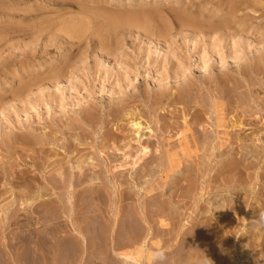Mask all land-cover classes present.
I'll list each match as a JSON object with an SVG mask.
<instances>
[{"label":"rangeland","instance_id":"obj_1","mask_svg":"<svg viewBox=\"0 0 264 264\" xmlns=\"http://www.w3.org/2000/svg\"><path fill=\"white\" fill-rule=\"evenodd\" d=\"M66 23L83 36L57 35ZM263 51L264 0H0V224L29 225L0 227V264H154L158 250L163 264H264V228L253 223L264 209L252 212L264 186ZM242 84L250 93L229 88ZM207 97L229 102L224 125H210ZM184 118L199 125L186 131ZM230 136L232 150L212 148Z\"/></svg>","mask_w":264,"mask_h":264},{"label":"bare ground","instance_id":"obj_2","mask_svg":"<svg viewBox=\"0 0 264 264\" xmlns=\"http://www.w3.org/2000/svg\"><path fill=\"white\" fill-rule=\"evenodd\" d=\"M92 12H94V11H91V13H92ZM85 13H86V12H85ZM88 13H89V12H88ZM95 13H96V12H95ZM98 13H99V12H98ZM98 13H97V14H98ZM101 14H102V13H101ZM104 14H106V13H104ZM82 15H83V14H82ZM106 15H107V14H106ZM106 15H105V16H106ZM91 16H92V15H91ZM93 16H94V15H93ZM95 16H96V15H95ZM101 16H102V15H101ZM97 17H98V16H97ZM106 17H107V16H106ZM132 17H133V16H132ZM135 17H136V16H135ZM99 18H100V17H99ZM108 18H110V17H108ZM114 18H115V17H114ZM123 18H125V17H123ZM126 18H127V17H126ZM71 19H72V20H71ZM71 19H70V21H73V18H71ZM74 19H77V18H74ZM86 19H87V18H86ZM96 19H97V18H96ZM52 20H53V19H52ZM61 20H62V19H61ZM80 20H81V18L79 19V21H80ZM89 20H90V19H89ZM93 20H94V19H93ZM127 20H128V19H127ZM49 21H51V20H49ZM63 21H64V19H63ZM68 21H69V20H68ZM75 21H76V20H75ZM86 21L88 22V20H86ZM98 21L100 22V20H98ZM117 21H118V20H117ZM121 21H122V19H121ZM132 21H133V20H132ZM44 22H46V21H44ZM66 22H67V21H66ZM87 22H86V23H87ZM115 22H116V21H115ZM122 22L124 23V21H122ZM126 22H127V21L125 20V23H126ZM137 22H139V21L137 20ZM164 22H165V21H164ZM187 22H189V21H187ZM195 22H196V21H195ZM51 23H53V21H52ZM93 23H94V22H92V25H93ZM112 23L114 24V22H112ZM123 23H122V24H123ZM39 24H40V23H38V25H39ZM41 24H42V23H41ZM54 24H55V23H54ZM56 24H57V23H56ZM63 24L65 25L64 22H63ZM63 24H62V25H63ZM90 24H91V23H90ZM120 24H121V23H120ZM122 24H121L120 26H122ZM127 24H128V23H127ZM185 24H186V23H185ZM47 25H48V24H47ZM57 25H59V24H57ZM66 25H67V23H66ZM79 25H80V24H77V23H74V24L71 23V24L67 25L66 27L63 26L62 29L59 28V26H58V28H59L60 30H59L58 28H56V29L58 30V32H56V33H58L57 35H59L60 37H61V35L63 36V34H64V35H65L64 37H66V38L69 39V40H70V39H76V38H78V37L83 33V32H81L82 27H80ZM83 25H84V24H83ZM92 25L89 26V27L91 28ZM106 25H107V24H106ZM111 25H112V24H111ZM40 26H42V25H40ZM44 26H46V25L44 24ZM100 26H101V24H100ZM129 26H130V25H129ZM42 27H43V26H42ZM47 27H48V26H47ZM52 27H53V26H52ZM54 27H55V26H54ZM85 27H86V26H85ZM93 27H94V25H93ZM95 27H96V25H95ZM95 27H94V29H95ZM114 27H115V26H114ZM118 27H119V24H118ZM39 28H40V27H39ZM99 28H100V27H99ZM46 29H47V28H46ZM51 29H53V28H51ZM85 29H87V28H85ZM92 29H93V28H92ZM104 29H105V27H104ZM107 29H108V28H107ZM113 29H114V28H113ZM198 29H199V28H198ZM87 30H88V29H87ZM95 30H96V29H95ZM97 30H98V29H97ZM97 30H96V31H97ZM52 31H53V30H51V32H52ZM55 31H56V30H55ZM84 31H85V30H84ZM90 31H91V30H90ZM106 31H108V30H106ZM87 32H88V31H87ZM91 32H92V31H91ZM93 32H94V31H93ZM93 32H92V33H93ZM111 32H112V31H111ZM113 32H114V31H113ZM39 33H40V32H39ZM54 33H55V32H54ZM92 33H91V34H92ZM98 33H99V32H98ZM87 34H88V33H87ZM50 35H51V33H50ZM88 35H89V34H88ZM92 35H93V34H92ZM81 36H83V35H81ZM81 36H80V37H81ZM93 36H94V35H93ZM98 36H99V34H98ZM64 37H62V39H63ZM93 38H94V37H93ZM67 39H66V40H67ZM78 39H79V38H78ZM80 39H81V38H80ZM97 39H99V38H97ZM102 40H103V39H102ZM236 40H237V39H236ZM112 41H113V40H112ZM99 42H100V41H99ZM101 45H102V44H101ZM231 47H232V46H231ZM261 48H262V47H261ZM244 49H245V48H244ZM247 50H248V49H247ZM238 51H239V50H238ZM259 51H260V50H259ZM261 51H262V50H261ZM263 52H264V51H263ZM263 52H260V53H263ZM244 54L246 55V53H244ZM258 54H259V53H258ZM263 54H264V53H263ZM241 55H243V54H241ZM239 56H240V55H239ZM259 56L261 57L262 55L259 54ZM243 57H244V55H243ZM245 57H246V56H245ZM257 58H258V57H257ZM250 59L253 60L251 57H250ZM263 59H264V57H263ZM63 60H64V59H63ZM251 60H250V61H251ZM258 60L260 61V58H259ZM248 61H249V60H248ZM248 61H247V62H248ZM250 61H249V62H250ZM259 61H258V62H259ZM73 62H74V61H73ZM247 62H246V63H247ZM262 62H263V61H262ZM246 63H244V64L246 65ZM252 63H253V62H252ZM236 64H237V62H236ZM236 64H235V65H236ZM244 64H242L241 67H242ZM249 64H250V63H249ZM255 64H256V63H255ZM238 65L240 66V64H238ZM247 65H248V63H247ZM247 65H246V67H247ZM44 66H45V65H44ZM44 66H43V67H44ZM64 66H65V65H64ZM227 66H228V65H227ZM239 66H237L238 68H236V67H234V68H235V69H238L237 72H238L239 74H241V70H243V68H241V67H239ZM43 67H41V68H43ZM232 67H233V66H232ZM232 67H231V68H232ZM262 67H263V66H262ZM37 68H38V67H37ZM209 68H210V67H209ZM223 68H224V66H223ZM231 68H229L230 71H231ZM250 68H251V66H250ZM210 69H213V68H210ZM210 69H206V70L209 71L210 74H213V72L211 73ZM214 69H215V68H214ZM227 69H228V68H227ZM229 69H228V70H229ZM244 69H246V68H244ZM37 70H38V69H37ZM61 70H62V69H61ZM63 70H64V69H63ZM172 70H173V69H172ZM206 70H205V71H206ZM216 70H218V69H216ZM224 70H225V69H224ZM232 70L234 71V69H232ZM235 71H236V70H235ZM179 72H180V71H179ZM179 72H178V73H174V74H175V75L178 74L176 77H179V76H180L179 78H181V76H182L181 74H182V73L180 72V73H181V74H180ZM227 72H228V71H227ZM227 72H226V73H225V71H224V72H223V71H222V72L220 71V72H217V73L215 72L216 74H215L214 77H216L217 79L219 78V79H218V82H219L220 78H221V80H222V79H225L224 77H225V75H227ZM237 72H236V73H237ZM251 72H253V71H251ZM184 73H185V72H184ZM187 73H188V71H187ZM197 73H198L197 76H199V75L202 74V73L204 74V71H202V73L200 72V74H199V72H197ZM205 73H206V72H205ZM236 73H235V74H236ZM253 73H254V72H253ZM261 73H262V72H261ZM57 74H59V73H57ZM57 74L54 75V76H55L54 78H52L53 76L51 75V76H52V77H51V80H52L53 82H54L58 77L61 76V75L58 76ZM190 74L192 75V73H190ZM193 74H194V73H193ZM232 74L234 75V73H232V71H231V75H232ZM205 75H207V74H205ZM205 75L200 76V78L202 77L201 79H203V77H206ZM228 75H229V74H228ZM228 75H227V76H228ZM170 76H171V75H170ZM170 76H169V78H170ZM209 76H210V75H209ZM234 76H235V75H234ZM242 76H244V74H243ZM242 76H241V79L243 78ZM257 76H258V75H257ZM192 77H193V76H192ZM212 77H213V76H212ZM214 77H213L212 80L215 79ZM222 77H223V78H222ZM229 77H230V76H229ZM229 77H228V79H229ZM239 77H240V76H239ZM239 77H237V79H238ZM258 77H259V76H258ZM263 77H264V76H263V74H262V79H264ZM182 78H183V79H182ZM182 78H181L182 80L179 79V81H178V79H175V77H174V80H177V81H178V84H179V85L177 84V86L179 87V86H183V85H185V84H186V86H188V85L190 84V83H189V82H190L189 78H191L190 75L188 76V78H187V77H186V78L182 77ZM197 78H198V77H197ZM206 78H208V77H206ZM206 78H205V79H206ZM255 78H256V77H255ZM259 78L261 79V77H259ZM58 79H59V78H58ZM195 79H196V77H195ZM195 79H194V80H195ZM201 79H200V80L198 79V81H199L200 83H202V82H201ZM205 79H203V80H204L205 83H206V80H205ZM217 79H216V80H217ZM260 79H259V80H260ZM34 80H35V79H34ZM34 80H33V82H34ZM39 80H40V79H39ZM162 80H163V79H162ZM191 80H192V79H191ZM203 80H202V81H203ZM208 80H209V79H207V81H208ZM221 80H220V82H222ZM230 80H231V79H230ZM42 81H43V80H42ZM204 81H203V82H204ZM209 81L211 82V80H209ZM209 81H208L207 83L210 84V86H211V83H212L213 81H212L211 83H210ZM214 81H215V80H214ZM232 81H234V80H232ZM243 81H244V78H243ZM261 81H262V80H261ZM163 82H164V80H163ZM165 82H167V81H165ZM196 82H197V81H196ZM216 82H217V81H216ZM220 82H219V83H220ZM240 82H241V81H239V83H240ZM263 82H264V81H263ZM39 83H40V82H39ZM174 83L176 84V81H175ZM207 83H206V84H207ZM222 83H223V82H222ZM224 83H225V82H224ZM241 83H242V82H241ZM246 83H247V82H246ZM253 83H254V82H253ZM253 83L250 82L251 85H253ZM255 83H256V80H255ZM257 83H258V82H257ZM260 83H261V82H260ZM37 84H38V83H37ZM37 84H36V86H37ZM180 84H181V85H180ZM182 84H183V85H182ZM202 84H203V83H202ZM208 84H207V85H208ZM212 84L214 85V83H212ZM217 84H218V83H217ZM217 84H215V85H217ZM243 84H244V83H243ZM243 84H242V86H241V85H240V86L238 85L239 87H238V86H237V87H234V86H232V85H235V83H234V84H232L231 87H229V88H232V91H233V88L237 90V89H240V87H243V86L245 85V84H244V85H243ZM263 84H264V83H263ZM34 85H35V84H34ZM165 85H166V84H164V86H165ZM204 85H205V84H204ZM213 85H212V88H213ZM225 85L227 86L228 84H225ZM248 85H249V84H247V86H248ZM255 85H256V84H255ZM158 86H159V85H158ZM173 86H174V85H173ZM175 86H176V85H175ZM175 86H174V87H175ZM192 86H193V85H192ZM194 86H195V85H194ZM194 86H193V88H194L193 90L196 91V90H195L196 88H195ZM205 86H206V85H205ZM208 86H209V85H208ZM208 86H207V87H208ZM218 86H219V85H218ZM220 86H221V85H220ZM220 86L217 87V88H220ZM223 86H224V85H223ZM226 86H225V87H226ZM259 86L261 87V85H258V87H259ZM160 87H161V86H160ZM196 87H197L199 90H200L201 88H204V87H200V88H199L198 86H196ZM207 87H206V89H208ZM225 87H224V88H225ZM244 87H245V86H244ZM244 87H243V89H245L247 93H250L251 88L249 87V88H250V91L248 92V91H247V88H244ZM263 87H264V86H263ZM221 88H222V86H221ZM224 88H222V91L224 90ZM252 88H253V86H252ZM162 89H163V86H162ZM162 89L160 88V90H162ZM164 89H166V87H164ZM164 89H163V90H164ZM183 89H184V88H181L180 90H178V92L180 93V91L183 90ZM198 89H197V90H198ZM204 89H205V88H204ZM213 89H214V88H213ZM258 89H259V88H258ZM261 89H262V88H261ZM261 89H260V90H261ZM186 90H187V89H186ZM186 90L182 91V93H183V94L188 93L187 96L189 95L190 92L193 93V90H192V89H191L192 91L188 90V92H185ZM208 90H211V89H208ZM256 90H257V89H256ZM158 91H159V90H158ZM189 91H190V92H189ZM215 91H216V90H215ZM215 91H213V92H215ZM217 91L219 92L218 89H217ZM217 91H216V94H217ZM232 91H231V93H233ZM239 91H240V90H239ZM252 91H255V90L252 89ZM257 91H258V90H257ZM261 91H262V90H261ZM263 91H264V90H263ZM207 92H208V91H207ZM207 92H206V93H207ZM209 92H210V91H209ZM209 92H208V94H209ZM225 92H226V91H224V93H225ZM227 92H228V91H227ZM243 92H244V90H243ZM125 93H126V91H125ZM128 93H131V92H128ZM182 93H181V94H182ZM222 93H223V92H220L219 94H222ZM231 93H230V94H231ZM237 93H238V92H237ZM261 93H262V92H261ZM123 94H124V93H123ZM131 94H132V93H131ZM183 94H182V95H183ZM227 94H228V93H227ZM227 94H226V95H227ZM243 94H244V93H243ZM243 94L240 95V92H239L238 95H240V97H241V96H245V95H243ZM161 95H162V94H161ZM165 95H166V94H165ZM182 95H180V96L183 98ZM192 95H193V97H195L194 94H192ZM192 95H191V96H192ZM228 95H229V94H228ZM231 95H232V94H231ZM234 95H236L235 92H234ZM246 95H247V94H246ZM250 95H251V94H250ZM255 95H256V94H255ZM197 96H198V98H199V95H198V94L196 95V97H197ZM207 96H208V95H207ZM209 96H211V94H210ZM212 96H213V95H212ZM232 96H233V95H232ZM251 96H253V94H252ZM258 96H259V95H258ZM185 97H186V95H184V98H185ZM189 97H190V96H189ZM193 97H192V98H193ZM213 97H214V96H213ZM218 97H220V96L218 95ZM221 97H222V96H221ZM221 97H220L219 99H220L221 101H223L224 98L221 99ZM224 97H225V96H224ZM226 97H228V96H226ZM245 97H246V96H245ZM248 97H249V95L247 96V98H248ZM256 97H257V96H256ZM207 98H208V97H207ZM229 98H230V96H229ZM229 98H227L226 100L228 101ZM236 98H237V96H236ZM251 98L257 99V101H258V99H259V97H258V98H255V96L250 97V100H251V101H250V100H248V101H250V102H252V103L254 102V99H251ZM118 99H119V98H118ZM194 99H195V98H193V100H194ZM196 99H197V98H196ZM196 99H195V100H196ZM208 99H210V98H208ZM208 99H207V100H208ZM216 99H217V98H211V99H210V100H213V108H212L213 110L211 109V107L209 108V110L211 109V110H212L211 112H214V113L216 114V115H215L214 113H212V114H214L215 116H217V118H215L214 115H213L212 117H214L215 122H216V121H217V122H216V123H215V122H211V124H210L209 121H208L207 123H209L210 125H212V124L214 125V124H215V127H220V125L222 124V120H221V119H224L223 116H222V111H224V110H223L222 108L225 109V107H229L230 105L228 106L229 102H227V101L225 100V101L227 102V103H226V106L220 108V107H219L220 103L218 102L219 99H217V102L215 101ZM232 99H233V98H232ZM232 99H229V100H232ZM243 99H244V97H243ZM210 100H209V101H210ZM220 100H219V101H220ZM235 100H239V99H235ZM199 101L201 102L202 100L198 99L197 102L200 103ZM214 101H215V102H214ZM246 101H247V100H246ZM259 101H260V100H259ZM183 102H184V101H183ZM188 102L191 103V102H192V99H191V102H190V101H188ZM193 102H194V101H193ZM232 102H233V100L231 101V103H232ZM241 102L244 104V106L247 104L246 106H248V108L250 109V106L248 105V102H246V104H245L243 101H241ZM241 102H239V104H240ZM119 103H120V102H119ZM201 103H203V102H201ZM201 103H200V104H201ZM206 103H208V102H206ZM211 103H212V102H211ZM224 103H225V102H224ZM224 103H222V104L224 105ZM252 103H251V104H252ZM254 103H256V102H254ZM257 103H258V102H257ZM261 103H262V102H261ZM113 104H115V102H114ZM196 104H197V103H196ZM203 104H205V103H203ZM203 104H202L201 106H202V108H205L206 106L203 105ZM235 104H236V103H234V107H232L233 109L236 107ZM243 104H242L241 106H243ZM258 104H259V103H258ZM93 105H94V104H93ZM184 105H185V104H184ZM208 105H210V104H208ZM208 105H207V106H208ZM231 105H233V104H231ZM237 105H238V104H237ZM252 105H256V104H252ZM252 105H251V106H252ZM261 105H262V104H261ZM164 106H165V105H164ZM190 106H191V105H190ZM194 106H195V104H194ZM196 106H198V105H196ZM196 106H195V108H199V106H198V107H196ZM204 106H205V107H204ZM211 106H212V105H211ZM220 106H221V105H220ZM241 106L239 105V109H240ZM257 106H258V105H257ZM257 106H256V108H257ZM75 107H76V106H75ZM254 107H255V106H254ZM182 108H183V107H182ZM182 108H181V109H182ZM184 108H185V107H184ZM191 108H192V107H191ZM230 108H231V107H230ZM237 108H238V107H237ZM244 108H245V107H244ZM258 108H260V106H259ZM205 109H206V108H205ZM205 109H203V110L206 112L207 109H206V110H205ZM226 109H227V108H226ZM228 109H229V108H228ZM233 109H232V110H233ZM245 109H246V108H245ZM245 109H244V110H245ZM249 109H248L249 112L252 111V112H254V113H255V112L257 113V110H258V109H256V111H255L253 108H252L253 110H249ZM203 110H201V108H200V109H199V113H201V111H203ZM209 110H208V111H209ZM237 110H238V109H236V110L234 109V111H237ZM242 110H243V108H242ZM244 110H243V111H244ZM261 111H263V109H262ZM184 112H186V111H184ZM197 112H198V111H197ZM209 112H210V111H209ZM202 113H203V112H202ZM218 113H219V116H218ZM227 113L229 114V111H228ZM233 113H234V112H233ZM189 114H190V113H189ZM192 114H195V113L192 112ZM192 114H191V115H192ZM203 114H204V113H203ZM212 114L210 113V115H212ZM230 114H231V113H230ZM230 114H229V115H230ZM184 115H185V114H184ZM208 115H209V114H208ZM208 115L206 114V117H208ZM226 115H227V114H225V116H226ZM240 115H241V114H240ZM196 116H197V113H196ZM196 116L194 115V116H192V117L194 118V117H196ZM220 116H222V117H220ZM225 116H224V117H225ZM255 116H256V115H255ZM13 117H14V116H13ZM192 117H191V119H192ZM199 117H200V116H199ZM199 117H198V119H197V117H196L195 119L198 121V120L200 119ZM226 117H227V116H226ZM208 118H209V117H208ZM208 118H207V120H208ZM210 118H211V116H210ZM211 119H212V118H211ZM211 119H210V121L213 120V119H212V120H211ZM103 120H104V119H103ZM184 120H185V118H184ZM184 120H183V121H184ZM207 120H205V121H207ZM8 121H9V120H8ZM183 121H182V122H183ZM191 121H192V120H191ZM191 121H190V122H191ZM201 121H202V120H201ZM220 121H221V122H220ZM228 121L231 123L230 120H228ZM252 121H253V120H252ZM50 122H51V121H50ZM132 122H133V120H132ZM184 122H185V123H182L183 126H184V124L186 125V124L188 123V122L186 123V120H185ZM195 122H196V121H195ZM195 122H192V124H194ZM199 122H200V121H199ZM224 122H225V121H224ZM224 122H223V123H224ZM229 122L226 121V123H229ZM254 123H255V122H254ZM179 124H180V123H179ZM192 124H191V126H192ZM196 124L199 125L198 122H196ZM231 124H232V123H231ZM231 124H230V125H231ZM233 124H234V123H233ZM238 124H240V123H238ZM262 124H263V123H262ZM25 125H26V124H25ZM134 125H136V128L139 127V126H138V123H135ZM187 125H188V124H187ZM187 125H186L187 129L185 128L186 131L190 130V128H191V126H187ZM189 125H190V124H189ZM216 125H217V126H216ZM222 125H224V124H222ZM222 125H221V126H222ZM230 125H229V127H230ZM178 126H179V125H178ZM208 126H209V125H208ZM227 126H228V125H227ZM227 126H223V128H224V127H227ZM28 127H29V126H28ZM155 127H156V126H155ZM195 127H196V126H195ZM212 127L214 128V126H212ZM212 127H210V128H212ZM234 127H235V126H234ZM234 127H232V128H234ZM18 128L20 129V126H17V128H15V129H18ZM22 128H23V127H22ZM32 128H33V127H32ZM41 128H42V127H41ZM176 128H177V127H176ZM223 128H222V129H223ZM232 128H231V129H232ZM152 129H153V128H152ZM191 129H192V128H191ZM199 129H200V128H199ZM206 129H207V128H206ZM208 129H209V128H208ZM216 129H217V128H216ZM254 129H256V128H254ZM26 130L28 131L29 129L26 128ZM30 130H31V128H30ZM156 130H157V129H156ZM162 130H163V129H162ZM164 130H165V129H164ZM172 130H173V129H172ZM202 130H203V129H202ZM211 130H212V129H211ZM219 130H220V129H219ZM257 130H259V129H257ZM31 131H32V130H31ZM33 131H34V130H33ZM33 131H32V133H33ZM190 131H191V130H190ZM205 131H207V130H205ZM221 131H222V130H221ZM225 131H226V130H225ZM227 131H228V130H227ZM229 131H230V130H229ZM20 132H21V131H20ZM20 132H16L17 134H15V136L19 134V137H20V134H21ZM28 132H30V131H28ZM181 132H182V131H181ZM207 132H208V131H207ZM207 132H206V133H207ZM212 132H213V131H212ZM217 132H218V130L215 132V134H216ZM14 133H15V132H14ZM191 133H192V132H191ZM191 133H190V134H191ZM209 133H210V131H209L208 134H206V135H209V136H210V135L212 134V133H211V134H209ZM218 133H219V132H218ZM218 133H217V135L213 136L214 138H217V140L220 139V138H218V137H219V136H218ZM221 133H222V132H221ZM226 133H227V132H226ZM230 133H231V132H230ZM164 134H165V133H164ZM186 134H187V133H186ZM192 134H193V133H192ZM213 134H214V133H213ZM213 134H212V135H213ZM222 134H223V133H222ZM26 135H27L26 133H25L24 135L21 134V137H23V136L26 137V140H27L28 138L30 139V137H29L30 135H28V137H27ZM31 135H33V134H31ZM193 135H194V134H193ZM193 135H192V137L197 136V135H194V136H193ZM206 135H205V136H206ZM228 135H229V134H228ZM231 135H232V134H231ZM234 135H235V134H234ZM43 136H44V135H43ZM232 136H233V135H232ZM232 136L228 137L229 139H227V143H226V142L223 143V142H222V141H223L222 138H221V142H220V140H219V142H214V143H217L216 145H215L214 143L211 142V145L213 144V145H212V148H215L214 150H216V149H220V147L224 145L226 148L232 150V147H233L234 145L232 146L233 143H231V141H232L231 139L234 138V137H236V136H234V137H232ZM16 137H17V136H16ZM185 137H186L185 135H182V136L180 137L179 143H180V144L182 143L181 145H183L184 148H187V144H188V143H187V141L185 140ZM207 137H208V136H207ZM226 137H227V134H226ZM231 137H232V138H231ZM14 138H15V137H14ZM156 138H157V137H156ZM186 138H187V137H186ZM188 138H189V136H188ZM205 138H206V137H205ZM210 138H212V136H211ZM210 138L208 137V139H210ZM224 138H225V137H223V139H224ZM236 138H237V137H236ZM236 138H235V139H236ZM68 139H69V138H68ZM175 139H176V138H175ZM208 139H206V140H208ZM235 139H234V140H235ZM191 140H192L191 142H193V141H195L196 139H195V140L191 139ZM206 140H205V142L202 140V142H201V143H202V146H203V144L205 145L206 143L208 144L209 141H212V140H209V141L206 142ZM215 140H216V139H214V141H215ZM217 140H216V141H217ZM225 140H226V139H225ZM230 140H231V141H230ZM236 140H237V139H236ZM236 140H235V141H236ZM254 140H255V139H254ZM37 141H38V140H37ZM37 141H36V142H37ZM42 141H43V140L38 141L37 143L35 142V144H38L39 142L41 143ZM160 141H161V140H160ZM188 141H189V140H188ZM24 142H25V141H24ZM32 142H33V141H32ZM43 142L45 143V140H44ZM104 142H105V141H104ZM169 142H170V141H169ZM12 143H13V142H12ZM40 143H39V144H40ZM166 143H167V142H166ZM234 143H235V142H234ZM39 144H38V145H39ZM191 144H192V143H191ZM207 144H206V145H207ZM31 145H32V144H31ZM33 145H34V144H33ZM33 145H32V146H33ZM161 145H162V142H161ZM168 145H169V144H168ZM168 145H167V146H168ZM188 145H190V144H188ZM200 145H201V144H200ZM211 145H209V147H208V145H207V149L209 148V150H210ZM238 145H239V143H238ZM240 145H241V144H240ZM235 146H237L236 143H235ZM235 146H234V147H235ZM162 147H164L165 149H167L164 145H163ZM171 147H172V146H171ZM241 147H242V146H241ZM241 147H240V149H241ZM33 148H34V146L32 147V151H33ZM35 148H36V147H35ZM203 148H204V147H203ZM203 148H202V149H203ZM205 148H206V147H205ZM36 149H38V148H36ZM39 149H41V147H40ZM39 149L36 150V151H37V154H38V152H40ZM159 149H160V146H159ZM170 149H171V148H170ZM29 150H31V146H30ZM143 150H145V148H144ZM211 150H213V149H211ZM211 150H210V151H211ZM231 150H230V151H231ZM36 151H35V149H34V151H33V153H34L35 155H37V154L35 153ZM30 152H31V151H30ZM155 152H156V151H155ZM205 152H206V151H205ZM4 153H5V152H4ZM31 153H32V152H31ZM33 153H32V154H33ZM163 153H164V152H163ZM230 153H231V152H230ZM32 154H31V155H32ZM34 154H33V155H34ZM228 154H229V153H228ZM228 154H227V155H228ZM33 155H32V156H33ZM35 155H34V156H35ZM38 155H39V154H38ZM38 155H37V156H38ZM159 155H160V154H159ZM34 156H33V157H30V158L32 159V158H34ZM44 156H45V155H44ZM46 157H47V156H46ZM92 157H93V156H92ZM28 158H29V157H28ZM35 158H39V157H36V156H35ZM40 158H41V159H40ZM40 158L38 159V161H39V163H40V164H39L40 166H41V165L43 166L44 163H48V162H46V161H49L48 159H50V158H44L43 156L40 157ZM51 158H52V157H51ZM10 159H11V158H10ZM42 159H43V160H42ZM54 160H55V159H54ZM91 160H92V159H91ZM185 160H186V159H185ZM33 162H34V161H33ZM50 162H51V159H50L49 163H50ZM52 162H53V159H52ZM54 162H55V161H54ZM226 162L228 163L227 160H226ZM230 162H231V161H229V163H230ZM35 163H36V162H35ZM49 163H48V164H49ZM192 163H193V162H192ZM99 164H100V163H99ZM224 164H225V163H224ZM45 165H47V164H45ZM192 165H193V164H192ZM203 165H204V164H203ZM222 165H223V164H222ZM226 165H227V164H226ZM226 165H225V166H226ZM0 167H1V166H0ZM32 167H33V166H32ZM223 167H224V165L222 166V170H223ZM1 168H2V167H1ZM38 168H39V167H38ZM220 168H221V167H220ZM226 168H227V167H226ZM1 170H3V168H2ZM4 170H6V169H4ZM4 170H3V171H4ZM218 170H219V168H218ZM222 170H221V171H222ZM226 170H227V169H226ZM39 171H40V170H39ZM1 172H2V171H1ZM1 172H0V173H1ZM61 172H62V171H61ZM225 172H226V171H225ZM41 173H42V172H41ZM59 173H60V172H59ZM78 173H80V172H78ZM219 173H220V172H219ZM3 174L5 175L6 173L4 172V173H2V175H3ZM23 174H24V173H23ZM33 174H34V173H33ZM56 174H58V173H56ZM4 175H3V177H4ZM35 175H36V174H35ZM22 178H24V177H20L21 180L19 179V181L17 182V184H18V183L21 181L18 185H21V183L23 182V181H22ZM50 178H51V177H50ZM208 178H209V177H208ZM27 179H28V178H27ZM208 180H209V179H208ZM221 180H222V179H221ZM229 180H230V179H229ZM9 183H10V182H9ZM25 185H26V184H25ZM143 187H144V186H143ZM187 187H188V186H187ZM260 187H261V186H260ZM262 187H263V188H261V189L259 188V190H257V192H256L257 198H258V196H259V198H258V200H257L258 203H257V205H256V210H253V211H252V212H254V213H255V211H257L258 209H260L259 211H261V210L264 209V193H263V192H264V186H262ZM28 188H29V187H28ZM28 188H27V190L24 191V193L21 192L22 195L24 194L25 196H27V195L29 194V196H30L31 193L33 194V192H35V193L33 194L34 199H37V198H39V197L42 196V194H41V190L43 189V187H41V186H40V187H39V186H38V187H34L35 190H34L33 192L30 191V190H33V189H30V188H29V190H28ZM32 188H33V187H32ZM25 189H26V187H25ZM13 190H14V189H13ZM118 190H119V189H118ZM251 190H252V188H251ZM0 191L2 192V190H0ZM4 192H5V191H4ZM119 192H120V191H119ZM53 194H54V193H53ZM14 196H15V195H14ZM17 196H18V195H17ZM19 196H21V194H20ZM19 196H18V197H19ZM186 196H187V195H186ZM21 198H22V197H21ZM25 198H26V197H25ZM191 198H192V197H191ZM17 199H18V198H17ZM34 199H33V200H34ZM18 201H19V200H18ZM36 201H37V200H36ZM198 201H199V200H198ZM169 202H170V201H169ZM171 204H173V203H171ZM252 204H253V203H252ZM11 205H12V204H11ZM257 207H258V209H257ZM156 208H157V207H156ZM249 208H250V207H249ZM13 209H14V208H13ZM16 209H17V208H16ZM29 209H30V208H29ZM9 210H10V209H8V211H9ZM30 210H32L31 212H33V213L35 214V220H36V222L39 221L40 216H41V213H42V211H43L42 204H41L40 202H37L36 204H34V206L31 207ZM168 210H169V209H168ZM10 212H11V210H10ZM113 212H114V211H113ZM7 213H8V212H7ZM7 213H6V214H7ZM168 213H169V212H168ZM8 214H9V213H8ZM158 214H159V213H158ZM175 215H176V214H175ZM11 216H12V215H11ZM15 216H16V215H15ZM57 217H58V216H57ZM161 217H163V216H161ZM166 217H167V216H166ZM77 218H78V217H77ZM170 218H171V217H170ZM173 218H174V217H173ZM8 220H9V219H8ZM206 221H207V220H206ZM215 221H216V220H215ZM18 222H19V221H18ZM8 223H9V222H8ZM200 223H201V222H200ZM218 223H220V225H221L222 222H218ZM150 224H151V223H150ZM188 224H189V223H188ZM192 224H193V223H192ZM192 224H191V225H192ZM9 225H10V226L13 225V226H16V227H20V226H21V227H22V226L28 227V226H29L28 224H25V223H21V224H20V223H17V219H16L15 222H10ZM19 225H20V226H19ZM125 225H126V224H125ZM148 225H149V224H148ZM201 225H202V224H201ZM216 225H217V224H216ZM222 225H223V224H222ZM3 226H4V228H5V226L7 227L8 225H7L6 223H1V224H0V227H3ZM10 226H8V227H10ZM180 226H181V225H180ZM209 226H210V225H209ZM209 226H208V227H209ZM217 226H218V225H217ZM182 227H183V226H182ZM215 227H216V226H215ZM250 227H251V226H250ZM29 228H30V227H29ZM193 228H194V227H193ZM252 228H255V227H253V224H252ZM13 229H14V228H13ZM70 229H71V228H70ZM181 229H182V228H181ZM185 229H186V228H185ZM185 229H184V230H185ZM204 229H205V228H204ZM218 229H219V228H218ZM5 230H6V229H5ZM184 230H183V231H184ZM186 230H187V229H186ZM216 230H217V227H216ZM53 231H54V230H53ZM188 231H189V230H188ZM217 231H218V230H217ZM18 232H19V231H18ZM214 232H215V230H214ZM180 234H181V233H180ZM211 234H212V233H211ZM154 236H155V235H154ZM160 237H161V236H160ZM177 237H178V236H177ZM181 237H182V236H181ZM211 237H212V236H211ZM103 239H104V238H103ZM245 239H246V238H245ZM182 240H184V239H182ZM194 240H195V239H194ZM229 240H230V239H229ZM174 242H175V241H174ZM198 242H199V241H198ZM230 245H231V244H230ZM148 248H149V247H148ZM259 249H260V248H259ZM85 251H86V250H85ZM75 252H76V251H75ZM263 252H264V251H263ZM109 253H110V252H109ZM178 253H179V252H178ZM167 260H168V259H167ZM131 261H132V260H131ZM127 262H128V261H127ZM172 264H173V263H172Z\"/></svg>","mask_w":264,"mask_h":264},{"label":"clouds","instance_id":"obj_3","mask_svg":"<svg viewBox=\"0 0 264 264\" xmlns=\"http://www.w3.org/2000/svg\"><path fill=\"white\" fill-rule=\"evenodd\" d=\"M254 224L258 225L261 228H264V211L258 213V216L253 221ZM166 258L164 250H158L153 253L154 264H163ZM202 264H211V261L207 258L202 262Z\"/></svg>","mask_w":264,"mask_h":264}]
</instances>
